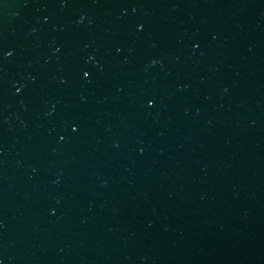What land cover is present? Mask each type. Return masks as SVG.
<instances>
[{
    "label": "water",
    "instance_id": "obj_1",
    "mask_svg": "<svg viewBox=\"0 0 264 264\" xmlns=\"http://www.w3.org/2000/svg\"><path fill=\"white\" fill-rule=\"evenodd\" d=\"M0 264H264V0H0Z\"/></svg>",
    "mask_w": 264,
    "mask_h": 264
}]
</instances>
